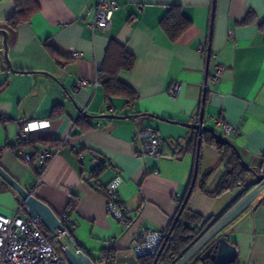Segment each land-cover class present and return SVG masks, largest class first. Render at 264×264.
I'll list each match as a JSON object with an SVG mask.
<instances>
[{"label": "crops", "instance_id": "crops-1", "mask_svg": "<svg viewBox=\"0 0 264 264\" xmlns=\"http://www.w3.org/2000/svg\"><path fill=\"white\" fill-rule=\"evenodd\" d=\"M98 1L36 0L38 9L27 20L7 28L14 0H0L7 46L5 58L0 35V119H7L0 122V167L58 216L76 199L68 212L74 224L71 235L85 253L98 259L109 250L113 264H139L131 250L136 236L144 229L170 231L178 201L189 189L196 149L185 147L198 133L182 123L197 122L202 108L203 125L264 174V0H116L105 30L91 27ZM171 6L180 7L191 21L175 41L160 25ZM248 14L252 19L244 22ZM111 40L135 57L131 70L118 73L137 95L131 104L123 97L107 100L97 82ZM71 50L81 57L71 58ZM216 64L225 70L205 90L201 83ZM82 79L84 86L78 84ZM175 82L181 88L171 96ZM58 105L63 112L51 116ZM29 120L49 125L32 132L29 143H19L20 124ZM225 126L231 129L225 132ZM140 127L158 135L156 155L139 154L146 142L137 137ZM43 150L52 154L45 163L36 158ZM23 153L32 159L25 162ZM199 155L201 172L210 174L204 189L190 193L189 210L216 221L243 188L209 194L225 167L216 148L203 140ZM97 159L107 167L93 184L89 178ZM117 177V194L132 219L128 226L106 209L105 185ZM253 179L250 173L251 187ZM21 204L0 177V214L13 217ZM218 235L234 245L236 264H264V191ZM200 253L187 264H215L210 258L200 260ZM104 263L103 258L98 264Z\"/></svg>", "mask_w": 264, "mask_h": 264}, {"label": "trees", "instance_id": "trees-1", "mask_svg": "<svg viewBox=\"0 0 264 264\" xmlns=\"http://www.w3.org/2000/svg\"><path fill=\"white\" fill-rule=\"evenodd\" d=\"M15 10L11 16L5 21L7 28H14L18 23L25 21L32 15L37 9L38 5L36 0H14ZM252 15L248 14L244 22H250ZM191 21L182 12L180 7L171 6L168 8L165 15L160 20V25L166 32L168 37L175 41L180 34L188 28ZM260 28L264 30V22L261 23ZM135 62V57L125 48L121 43L111 40L105 49L103 61L97 71V82L102 87L105 97L108 100L111 97H123L127 100L126 104H131L136 98V93L125 83L118 79V73L120 71L131 70ZM4 88V84L0 82V91ZM63 112L60 105L55 106L52 110L51 116H58ZM85 120L84 116H81L79 120ZM7 119H0V122H4ZM198 136L194 135L193 138L186 142V150H191L195 153L196 142ZM201 140L211 144L216 148L219 154V159L223 162L225 170L219 178L218 184L213 191H208L211 195H219L225 191L233 190L238 186L243 190L239 193L238 198L251 187V184H247L248 176L253 169L247 164L240 153H236L234 145L220 137L213 130H204L201 134ZM200 155L197 162V174L192 187L191 192L195 188L204 189L205 180L208 178L210 172H201L200 170ZM45 164L42 165L44 167ZM107 167L105 160L96 161V165L91 172L89 180H92L93 184L98 181L99 175ZM192 171V177H193ZM192 180V178H191ZM191 185V181L189 186ZM188 186V188H189ZM190 192V193H191ZM184 197L178 201V208L175 217L178 215L177 220L175 217L170 225V236L166 239L165 245L159 254L155 264H174L179 257L184 254L202 235L203 233L215 222L212 217L204 218L196 213H192L189 210L188 199L184 207L180 210ZM76 205V199L72 198L68 204L66 212L73 210ZM41 231L48 235V230L43 224L40 226ZM72 238V235L70 234ZM76 246H78L76 244ZM79 247V246H78ZM80 248V247H79ZM81 249V248H80ZM81 251L85 253L82 249ZM88 255L94 264H98L103 258L104 264H113V254L109 250H103L101 252V258L95 259ZM62 255L65 257L64 253ZM156 255L139 257V264H152ZM231 264H236L234 260Z\"/></svg>", "mask_w": 264, "mask_h": 264}, {"label": "built area", "instance_id": "built-area-1", "mask_svg": "<svg viewBox=\"0 0 264 264\" xmlns=\"http://www.w3.org/2000/svg\"><path fill=\"white\" fill-rule=\"evenodd\" d=\"M94 20L91 23L92 29H107L117 8L116 0H99L94 7ZM206 52V49H202ZM214 56V54H211ZM71 58L81 57V53L75 50L69 52ZM225 67L216 64L213 71H209L204 82L201 83L203 89H207V82L216 81L224 72ZM85 79L79 80V85H86ZM181 88L179 82H175L169 89L171 96H176ZM46 120H29L20 124L18 132L19 143L30 142L31 134L35 130L47 127ZM231 128L224 127L228 132ZM137 137L146 140L145 145L139 150V154L156 155L159 151L160 139L158 135L149 128H138ZM47 150L41 151L36 158L45 163L51 157ZM95 156L96 154L93 153ZM23 160L29 162L31 154L23 153ZM82 158V155H79ZM121 178L117 177L105 185L106 209L110 217L124 226H128L132 219L126 212L123 202L117 194V187ZM21 212L26 213V206L21 204L13 217L0 214V264H69L62 255L66 248H70L76 255L81 253V249L76 246L70 237L73 228L72 217L66 211L58 216L62 224V229H56V234L45 235L41 229V221L32 218L27 213L21 216ZM170 236L169 230L144 229L135 238L131 247L132 253L136 257L156 255L163 243Z\"/></svg>", "mask_w": 264, "mask_h": 264}, {"label": "water", "instance_id": "water-1", "mask_svg": "<svg viewBox=\"0 0 264 264\" xmlns=\"http://www.w3.org/2000/svg\"><path fill=\"white\" fill-rule=\"evenodd\" d=\"M0 35L2 36V45L4 47V57L6 58V31L0 29ZM102 118H135L138 115H116V114H102L99 115ZM182 125L192 128L197 131V147H196V159L194 165L193 177L191 185L183 199L180 210L184 207L190 192L192 190L196 174H197V162L198 154L201 146V134L204 130H211L207 126L203 125V108L200 110L199 118L194 123H182ZM236 153L238 150L234 147ZM253 176L254 185L245 191L244 194L220 217L218 218L204 233L203 235L184 253L174 264H187L196 254L200 260L212 259L215 264H229L233 262L236 256V250L224 236H219V232L234 220L239 214H241L257 197V195L264 191V174L256 172L254 169L251 170ZM0 177L16 191V193L23 200L26 206V213L32 218H38L44 227L51 234H56V229H62V224L58 219V215L52 211V209L42 200L32 194V191L23 188L15 179H13L4 169L0 167ZM178 215L175 217L177 220ZM165 243H163L155 256L152 264H155L159 254L161 253ZM65 258L69 264H94L92 259L81 252L75 254L70 248H66L64 252Z\"/></svg>", "mask_w": 264, "mask_h": 264}]
</instances>
